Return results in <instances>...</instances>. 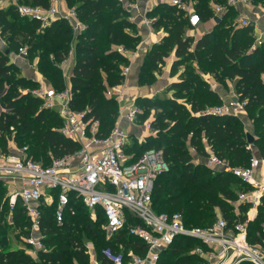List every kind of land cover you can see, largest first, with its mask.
Instances as JSON below:
<instances>
[{"label": "trees", "instance_id": "1", "mask_svg": "<svg viewBox=\"0 0 264 264\" xmlns=\"http://www.w3.org/2000/svg\"><path fill=\"white\" fill-rule=\"evenodd\" d=\"M65 1L74 8L85 26L76 34L77 58L68 80L70 106L84 111L86 120H97L98 134L104 136L114 126L118 114L116 101L105 95V89L121 81L120 67L127 62L115 47L122 45L133 50L139 36L128 32L129 28H134V23L128 19V11L118 0ZM187 1L192 3L201 22L213 19V5L222 7L220 20L210 30L194 38L185 33L193 27L177 6L157 3L148 15L154 18L153 28H162L165 34L145 52L138 82L142 81L143 66L147 65L153 71L171 50L175 57L171 73L176 66L188 61L199 68L206 67L204 73H209L221 85H225L227 80L233 82L237 98L244 101V111L252 126L253 142L247 141L249 132L244 128L241 116L203 112L206 106L221 103V99L198 72L190 69L183 70L168 85L171 97H136L135 104L142 108L137 117L152 111L153 117L149 122L155 133L148 135L144 142H134L130 151L125 147V152L136 158L147 149L162 150L168 170L160 174L154 183L151 201L155 211L179 212L188 226L210 225L216 220L218 211L227 224L232 225L247 219L249 203L236 201L238 192L247 191L250 186L230 172L210 168L203 161L194 162L193 153L205 159L208 155L205 146H208L230 166H245L255 155L253 146L258 157L264 158V39L255 44L253 26L233 22L237 12L227 0ZM252 1L264 6V0ZM17 3L47 8L50 0H17ZM0 26V36L5 38L6 45L0 50L2 151L7 152L6 134L14 132L13 140L17 147H24L25 153L32 151L33 160L48 165L52 159L75 152L78 144L59 132L61 118L56 111L45 107L41 98L32 94L36 80L17 75L18 67L9 55L20 47L17 37H27L32 41L29 47L26 46L27 56L40 49L38 70L47 74L56 87L63 89L65 82L57 64L67 56L72 29L63 18H57L41 28L38 20L19 15L14 4L0 8ZM47 37L48 46L43 44ZM49 53L53 60L49 59ZM19 88L26 91L21 92ZM181 93L185 94L183 101L178 100ZM167 118H170V124L164 123ZM189 148L192 150L189 151ZM5 185L0 179V197ZM54 202L40 207V231L45 249L37 250L36 257L17 248L5 247L8 243L3 233L7 228H3L0 222L3 231L0 233V264H90L83 238L95 242L100 264H111L104 250L122 255L125 261L130 251L136 254L145 252V244L129 234L127 228L105 237L101 228L102 214L98 211L95 219H91L90 212L72 193L69 194L62 222L58 224L53 216ZM5 203L0 200V218L4 215V207L7 208L14 229L20 231L19 236L28 235L29 220L21 201L16 199L13 206L9 205L8 199ZM81 208L86 214L81 212ZM263 225L264 195L254 218L247 220V239L250 243L264 244ZM197 246L206 249L197 240L178 237L161 251L158 264L206 263V258L194 251ZM239 264L251 263L243 261Z\"/></svg>", "mask_w": 264, "mask_h": 264}, {"label": "built area", "instance_id": "2", "mask_svg": "<svg viewBox=\"0 0 264 264\" xmlns=\"http://www.w3.org/2000/svg\"><path fill=\"white\" fill-rule=\"evenodd\" d=\"M126 11L134 6L131 0H118ZM149 1V0H148ZM157 3L175 5L187 17L191 27L196 28L201 19L187 0H153ZM236 7L239 4L248 5L250 0H227ZM17 13L21 16L35 19L41 27L48 26L53 20L63 18L68 21L72 31L77 34L85 26L78 19L74 8L62 7L61 0H54L47 8L39 5L15 3ZM214 16L220 15L223 8L214 5ZM151 5L145 6L141 20L148 30L154 32V18L148 16ZM131 20V17L128 16ZM238 24H251L246 12L238 15ZM157 41H159L157 39ZM262 39L256 38L255 44ZM156 43V42H155ZM145 45H137L130 50L122 45L116 46L117 52L126 57L122 64L121 81L112 86H106L105 95L114 98L118 104V114L114 126L107 135H99L97 120H86L85 112L74 110L70 106V89L68 83L60 91L52 87H40L33 93L42 99L43 105L56 111L61 118L59 132L75 141L78 149L43 165L25 155L22 147L17 153H0V179L11 187L8 202L13 206L19 199L24 206L29 220V234L21 237L23 242L31 247L36 256L37 250L45 249L40 231L41 205H50L54 200L53 216L60 224L69 202V194L78 197L87 210L95 218L97 212L102 214L101 228L106 237H111L127 228L128 233L139 238L146 246L143 254L128 253L125 261L120 254H112L104 250L111 264H158L161 251L166 249L174 239L188 237L200 242L201 246L194 251L206 258L207 264H264V244H253L247 239V220L255 214L261 198L264 195V173L262 158L253 155L245 166H230L225 160L219 159L210 149L205 158V165L210 168L230 172L242 183L250 186L247 191L237 194L238 202H248L249 209L246 221H237L228 225L217 212L216 220L207 226H188L184 224L179 212H157L154 210L151 195L155 180L168 170V164L161 149H147L136 158L125 152L129 134L120 126V121L134 123L140 109L135 99H127L123 93L131 62L138 56L139 50ZM27 47L20 46L15 57L25 58ZM65 62V61H64ZM67 63H64V68ZM70 74H67L69 79ZM204 113L213 115L232 114L241 116L244 111V101L236 98L219 104L206 106ZM147 131L154 133L150 122H145ZM133 220V221H132ZM135 221H138L136 223ZM89 252L90 264H100L96 253Z\"/></svg>", "mask_w": 264, "mask_h": 264}, {"label": "rangeland", "instance_id": "3", "mask_svg": "<svg viewBox=\"0 0 264 264\" xmlns=\"http://www.w3.org/2000/svg\"><path fill=\"white\" fill-rule=\"evenodd\" d=\"M53 1L54 0H50V4ZM63 1L65 3V6L66 7L72 8V7H69L67 5V3H66L65 0H63ZM251 3L252 4H255V5H258V3H254L252 0H251ZM66 22L68 23L67 20H66ZM233 22H237L238 23V16L237 15H234L233 16ZM250 22H251V25L252 26L255 25V22H252L251 20H250ZM26 27H27V25H25L24 28H26ZM41 28H44V27H41ZM1 29H2V26H0V30ZM161 29L162 28H159V30H161ZM134 30H136L135 29V25H134V28H132V27L129 28L128 29V32H134ZM162 32L165 34V30L164 29H162ZM185 33L191 34L194 38H197L200 35L199 30H197L196 28L187 29L185 31ZM0 38L2 39V41L4 43V44H2V42H0V50H3L6 47L5 42H4V39L5 38L2 37V36H0ZM256 38L254 39V43H256ZM16 40H17V43H18V47L19 46H27V47H29L32 44V41H30L25 36H21L20 35V36L17 37ZM44 43L47 46L49 45V38L48 37L43 40V44ZM75 43H76V34L72 31L71 32V36L69 38V45H68L69 46L68 47L69 49H68V53H67L66 58L64 59L65 62L62 61V62H59L57 64V66L60 68V74H61V76H62V78H63V80H64L65 83H68L67 74H69V72H70V68H69L70 66L69 67L67 66V67L64 68V63L70 62L71 65L74 64V62H75V60L77 58V51L75 49ZM17 51H18V49L16 51H12L10 53L9 58L11 60H13V57L15 56V54L17 53ZM39 53H40V49H37L33 53H28V56H26L25 58L17 57L18 60H19L18 61L19 62V66L16 65L18 67L17 75L24 76V77L30 78L32 80L35 77H38L39 78V81H37L36 79H34V80H36L37 85L34 86V88H32V90H31L32 94H34L33 91H35L36 89H38L40 87H44V88H50V87H52L55 91H60L61 89L59 87H56L55 86V83L52 82L49 79V77H48L47 74H42L38 70V68H37V61H38V55H39ZM173 56H174V54H173V51L171 50L169 52V54L166 57H164L163 63H159L157 65L158 67L156 69H154L153 71H151L150 68L147 67V65H145V67L143 66V72H142V76L143 77L141 76L142 77L141 78L142 81L139 84V82H138L139 81V74L141 72L140 71V68L141 67H140L139 70H138V75H137V82H138V84L139 85H150L151 83H154L155 82V79L157 78L156 74L163 73L164 69L167 66V62H170V59ZM49 59L50 60H53V57H52L51 53H49ZM53 63L55 64V61H53ZM190 69L198 72L199 75L201 76V78H203L208 83V81L206 79L207 77L204 76L205 74H207V73H204V70L206 69V67L199 68L193 62H189V61L187 63L184 62V63L176 66L175 70L171 73V75L172 76H175L174 78H176V77H178V75L181 72H183V70H190ZM208 75L210 77H212L209 73H208ZM230 84H231V86H233V82L230 81V80H227L226 81V84L225 85H222V86H223L224 89H227L228 90ZM208 85H209V83H208ZM7 88H8V84L5 86V91L7 90ZM19 90L21 92H25L26 91V89H23V88H19ZM171 94H172V91L168 90L166 92V90L164 89V92L161 95H159V96L151 95L150 97H153V98L154 97L164 98V97H171L172 96ZM184 96H185V94L184 93H181L180 94V97L178 98V100L179 101H183L184 100ZM136 105H137V107L141 111L142 108L138 104H136ZM213 105H215V104H213ZM208 106H212V105H208ZM186 107L188 108V105H186ZM117 108H118V104H117ZM0 110H3V105L1 103H0ZM244 114H246V113H243L242 114L243 116L241 115V118H242L243 123H244V128H245V130L247 132H249L251 134L252 133V126L250 125V120L248 119V116L245 115V116H247V117H245ZM152 117H153V113H152V111H150V113L148 115L147 114L145 115L144 113H142V116L141 117L138 116L136 118V120H135L134 123H128L127 122L128 123V130L130 131V133H129V138H128V142L129 143H127L128 145L126 146V148L129 149V151H130V148H131V146L133 145L134 142H137V143L144 142V140H146L147 136L150 135V134H152L151 131H147V128L145 126V122L149 121ZM170 122H171L170 118H167V119L164 120V123L170 124ZM14 135H15L14 132L10 133L9 135L6 134V138L8 139L7 140V152H10L12 150L11 149L12 148V144L14 145V147H13L14 151L16 150V152H18L19 149H20L19 147L16 146V143L13 140ZM176 137L178 138L179 135L176 136ZM252 148H253V146H252ZM2 149L3 148H2V145L0 143V153H5V151H2ZM189 151H191L190 148H189ZM25 155L28 156V157H31L32 151H27L25 153ZM193 161L196 162V163L199 162V161L194 160V159H193ZM202 161L205 162V159L203 158ZM4 187H5L4 188V192L1 194V197H0L1 203L2 202L5 203L6 199H8V192H9L8 191V186L5 185ZM80 210H81V212L83 211L85 213V211L83 210V208H81ZM10 215L11 214H10L9 210L4 207V215L0 218L1 219L0 222H2L1 224H2L3 228L6 227L7 229L5 228L6 231L3 233V231L0 228V233H3L4 238H6V240H7V243L8 244H6L5 247L6 246H10V247H13V248L16 247L19 250H23L24 252L28 253L29 255H31L33 257H36V256H34L32 250H31V247L28 246L27 244H25L23 242L22 238L19 236V232L20 231L14 229V226L12 224L11 216ZM89 216H90L91 219H95V218H92V215L90 213H89ZM103 232H104V235L106 237V233H105L104 230H103ZM83 239H84L83 241L85 242L86 249L87 250H90L91 253H96V251H95L96 250L95 242L92 241V240H90L89 238H83ZM196 264H207V262L206 263H204V262L203 263L197 262Z\"/></svg>", "mask_w": 264, "mask_h": 264}, {"label": "crops", "instance_id": "4", "mask_svg": "<svg viewBox=\"0 0 264 264\" xmlns=\"http://www.w3.org/2000/svg\"><path fill=\"white\" fill-rule=\"evenodd\" d=\"M15 3H17V0H0V8H6L9 5H13V4L15 5ZM133 3H134V6L129 11V16L131 17L130 21L132 23H134V25H135V29H136L134 31L135 34L139 36V41H138L137 45L141 44V45H145L146 47L144 49L139 50L138 56L130 64L131 65L130 70L128 72L126 82L124 83V86H123V93H124V96L127 99V101L130 99H136V97L145 96V95L147 97H150L151 95L159 96L164 92V89L167 92L168 91L167 90L168 85L172 81H174L178 78V77L174 78L175 76H172L171 72H170L171 63L175 58L173 56L174 58L172 57L170 59V62H167V66L164 69L163 73L156 74L157 78L155 79L154 83H151L150 85H139L138 84V82H137L138 70L141 67V64L144 60L145 52L155 42L156 43L159 42L161 40L162 36L164 35V33L162 32V29H161V30H157V31L154 30V32L152 34H148V30L141 20V13L143 12L145 6L151 5L153 8L156 5V3L153 0H149V1L148 0H133ZM61 6L64 8L66 7L63 0H61ZM234 9L237 12V14H236L237 16L239 15L240 12H246L248 14L250 20L252 22H255V25H253V34H254L255 38L260 37L261 39H264V6H261L260 4H258V5L252 4L250 1V3L248 5L239 4L236 7H234ZM213 24H214V21H213V19H211V20H208L205 22H201L196 27V29L199 30L200 35H201L204 32L210 30L212 28ZM157 39L159 41H157ZM0 42H2V44H4L1 38H0ZM11 61L19 66V62H18L19 60L17 57L14 56L13 60H11ZM67 66L68 67L70 66L69 67L70 68L69 74H70L73 65H71L70 62H67L65 67H67ZM204 76L207 77L206 79L209 83V87L218 94V96L221 99V102L236 98L234 88H233V86H231V84L229 86V89L227 90V89H224L220 83H218L212 77H210L208 75V73L205 74ZM34 79L39 81L38 77H35ZM68 85H69V81H68ZM245 115L246 114H244V116ZM245 117H247V116H245ZM250 125H251V122H250ZM120 126L125 131H127L128 134L130 133V131L128 130V123L126 121L121 120ZM13 147H14V145L12 144V148H11L12 150L10 152L11 153H17L16 150L14 151ZM205 147L208 148V146H205ZM252 149H253L255 156H258V152H257L256 148L253 147ZM193 159L197 160V161H202L203 157H201L200 155H197L196 153H193ZM262 172L264 173V158H262ZM10 190H11V187L8 186V191L10 192ZM256 212H257V210L255 211V214L250 216V219L254 218V216L256 215Z\"/></svg>", "mask_w": 264, "mask_h": 264}, {"label": "water", "instance_id": "5", "mask_svg": "<svg viewBox=\"0 0 264 264\" xmlns=\"http://www.w3.org/2000/svg\"><path fill=\"white\" fill-rule=\"evenodd\" d=\"M221 16L220 15H215L213 17V21L214 23L218 22L220 20ZM5 53H8V50H5ZM247 141L248 143H252L253 142V137L250 133H247Z\"/></svg>", "mask_w": 264, "mask_h": 264}]
</instances>
